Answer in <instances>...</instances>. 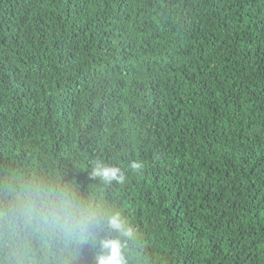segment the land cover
I'll return each instance as SVG.
<instances>
[{"label": "trees", "instance_id": "16d2710c", "mask_svg": "<svg viewBox=\"0 0 264 264\" xmlns=\"http://www.w3.org/2000/svg\"><path fill=\"white\" fill-rule=\"evenodd\" d=\"M21 175L99 208L101 238L119 211L128 264H264V0H0V180Z\"/></svg>", "mask_w": 264, "mask_h": 264}, {"label": "clouds", "instance_id": "9594fccd", "mask_svg": "<svg viewBox=\"0 0 264 264\" xmlns=\"http://www.w3.org/2000/svg\"><path fill=\"white\" fill-rule=\"evenodd\" d=\"M138 168V164H133ZM93 176L122 183L118 167L98 163ZM100 209L75 197L67 187L37 178L0 180V264H71L80 246H98L96 264H128V242L138 233L119 211L105 213L114 237H100Z\"/></svg>", "mask_w": 264, "mask_h": 264}]
</instances>
